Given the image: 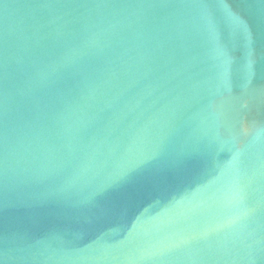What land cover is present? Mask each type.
I'll use <instances>...</instances> for the list:
<instances>
[{
    "label": "water",
    "instance_id": "water-1",
    "mask_svg": "<svg viewBox=\"0 0 264 264\" xmlns=\"http://www.w3.org/2000/svg\"><path fill=\"white\" fill-rule=\"evenodd\" d=\"M0 264H264V0H0Z\"/></svg>",
    "mask_w": 264,
    "mask_h": 264
}]
</instances>
